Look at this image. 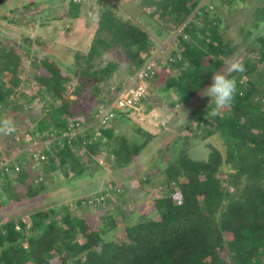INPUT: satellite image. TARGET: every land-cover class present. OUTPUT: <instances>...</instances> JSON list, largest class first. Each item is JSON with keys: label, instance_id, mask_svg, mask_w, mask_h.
Returning a JSON list of instances; mask_svg holds the SVG:
<instances>
[{"label": "trees", "instance_id": "16d2710c", "mask_svg": "<svg viewBox=\"0 0 264 264\" xmlns=\"http://www.w3.org/2000/svg\"><path fill=\"white\" fill-rule=\"evenodd\" d=\"M153 1L163 22L159 33L164 30L170 34L171 24L174 29L181 26V30L171 54L158 58L166 74L155 73L151 78L161 77V88L178 96L172 106L190 104L196 108L199 135L205 140L219 132L226 155L208 142V158L197 160L190 156L188 147L178 146L163 170L164 193L154 201L156 215H142L118 233L114 231L118 225L115 213L104 214L102 224L91 223L84 212L91 200L83 197L75 201L74 209L67 203L3 220L0 264H264V5L257 8L253 28L247 31L253 45L239 58L246 71L232 74L237 81L235 100L220 118L209 114L214 105L202 93L210 86L213 73H226V61L238 45L224 37L222 18L213 5L216 0ZM221 1V5H230L244 0ZM80 9V2L69 1L72 17L79 15ZM25 41L33 44L30 38ZM114 47L121 49L133 75L157 44L145 27L121 18L106 6L98 12L89 50L74 54L73 67L83 78L108 80L115 63L93 72L89 65ZM24 59L30 60L31 70H25ZM73 67L67 73L50 55L42 56L23 45L4 46L0 41V111L10 109L1 116H10L17 123L22 121L18 113L30 115L34 125L30 142L58 137L51 146L42 147L44 159L36 160L27 152L18 161H5L0 166V207L45 193L44 175L82 178L104 148L113 154L115 166L127 168L153 137L123 110L107 125L97 123L96 110L83 112L86 118L80 126H86L85 130L67 136L70 119L78 114L70 99L69 86L76 75ZM26 82H37L38 91L25 93ZM95 92L98 95L99 89ZM38 95L47 101L48 108L41 113L27 110L25 105ZM11 96L16 100H10ZM97 100L106 104L113 96L108 101L103 97ZM127 124L147 137L130 140L118 132ZM4 156L0 152L1 161L6 160ZM34 163L41 164L40 173L32 168ZM111 190L120 197L116 187ZM107 193L104 190L93 200L109 201Z\"/></svg>", "mask_w": 264, "mask_h": 264}, {"label": "rangeland", "instance_id": "374dc122", "mask_svg": "<svg viewBox=\"0 0 264 264\" xmlns=\"http://www.w3.org/2000/svg\"><path fill=\"white\" fill-rule=\"evenodd\" d=\"M69 1L7 0L0 5V41L2 45L15 47L23 45L30 47L33 52L36 51L42 56H48L65 49L64 57L60 55L62 53L55 54H57L59 59L56 61L61 63L62 65L60 64V66L67 72L73 67L75 62L74 54L78 51L67 41L62 43L59 37L48 41L42 40V35L38 33L37 29L38 23L46 18L50 17L49 20H51L54 15L64 14ZM92 1H95V6L99 10L101 8L104 9L106 6L110 7L121 18L132 20L145 27L157 44V48L154 50V55L157 58L165 59L175 49L178 40L177 34L180 32L181 26L174 29V24H171L172 32L170 34H167L164 30L160 34L159 29L162 28L163 22L158 19L157 11H154L153 5L155 4L153 0ZM136 1L139 5L144 6L143 10L142 8L137 9L142 14H137L134 11L132 13L128 10V7L132 8V3ZM220 2L222 1L216 0L213 5L222 18L224 37L236 41L238 45L237 51L229 60L240 58L245 53L246 48L253 45L254 39L248 36L247 31L253 28V24L256 21V10L264 5V0L236 1L230 5H221ZM129 4L130 6L127 7ZM97 9L96 11L99 12ZM3 16H6V18ZM57 20H51V23ZM154 27H157V31ZM28 38L31 41L33 40L31 46L25 41ZM23 61L25 70H31L30 60L24 59ZM109 62L115 63L116 66L108 80H99L95 77L83 78L78 74L77 68L73 67L71 69L75 71L76 75L69 86L70 99L72 102L74 101V110L78 113L74 118H80V122L86 118L83 112L89 114L95 110L97 111L100 105L98 98L103 97L104 101H108L113 95V88H118L131 76L129 61L121 49L116 47L103 51L101 56L96 57L89 65V71L98 70ZM32 70L34 69L32 68ZM261 70L264 72V66L261 67ZM168 71L170 72V69ZM158 74L163 76V74H166V70L159 68ZM21 76L26 78L24 73ZM29 84L27 82L25 84L27 86L25 93L33 95L38 91V83ZM148 85L149 93L139 106L143 107L144 105L141 110L142 114H144V120L142 122L134 121L137 122V125L143 131L148 132L153 137H150L144 150L134 159L131 165L123 169L118 168L112 163L113 154H110L104 148V151L95 156L94 163L82 178L72 179L68 177L67 179L61 173L44 175L48 186L46 192L38 197L25 199L20 203L0 207V222L14 216L27 217L29 213L34 211L47 207H58L67 203L72 205L71 209H74L75 201L83 197L91 200L89 201L91 203L90 206H86L84 209L86 217L90 218L91 223L94 225L102 224V216L104 214L108 212L111 214L115 213L118 218V225L114 231L118 233L126 224L137 221L142 215L146 214L149 217L156 215L153 207L154 201L156 198L162 197L164 193V188L161 184L164 178L163 170L168 162L175 157V151L179 149L178 146L188 147L190 156L197 160L208 158V142L219 148L224 156L226 155V145L219 132L205 140L199 135L200 131L195 127V107L190 104L172 106L178 96L172 90L165 91L161 88L164 85L161 77L151 78ZM96 88L99 89L98 95L95 92ZM202 97L207 96L202 94ZM10 100L15 101L16 97L11 96ZM21 101L23 100L19 102ZM25 107L27 110L31 108L32 111L41 113L48 108V103L43 97L38 95L27 103ZM7 111H10V109H2L0 116L2 112ZM18 114L22 121L16 123L17 131L11 136H0V152H3L6 158V160H0L1 165L5 161H18L23 153L26 154L43 147V141L30 142L29 132L34 126L29 117L30 115L27 113ZM130 120L134 122L132 119ZM85 128L86 126L80 127L78 132L84 131ZM117 130L130 140L147 137L143 136L142 133L136 132L133 125L127 124ZM77 153L82 155L83 151H78ZM32 168L40 173L41 164L34 163ZM111 187L118 189L121 198L115 195ZM104 190L109 194L106 195V197H109V201L106 200L103 203L94 201L93 196H96V194L102 195ZM120 200L123 202L121 203ZM110 235L111 233L108 234V236Z\"/></svg>", "mask_w": 264, "mask_h": 264}, {"label": "built area", "instance_id": "2783aa9c", "mask_svg": "<svg viewBox=\"0 0 264 264\" xmlns=\"http://www.w3.org/2000/svg\"><path fill=\"white\" fill-rule=\"evenodd\" d=\"M159 66L160 63L158 58L154 55V51H152L151 56L136 73L131 75L126 82L118 88H113V100L106 104L99 105L97 109V123L107 125L122 110L126 111L133 120L142 122L144 120V115L140 112L139 106L143 99L147 97L149 93L148 82L155 73H158ZM80 127V118H71L69 123L70 130L66 135L75 136L79 133L78 130ZM56 139H58V137L52 136L44 140L42 146H51V143ZM35 142L37 141H34V143ZM41 150L42 148H39L31 152L36 160L45 158V156L41 154ZM4 164L5 163L2 165ZM2 165L0 164V166Z\"/></svg>", "mask_w": 264, "mask_h": 264}, {"label": "crops", "instance_id": "0c3cea01", "mask_svg": "<svg viewBox=\"0 0 264 264\" xmlns=\"http://www.w3.org/2000/svg\"><path fill=\"white\" fill-rule=\"evenodd\" d=\"M81 3V9L79 15L72 17L69 11V5L65 8L66 12L62 15H54L51 20H57L56 22L51 23L50 17L38 23V33L42 35V40L48 41L54 38H60L62 41H67L72 45L76 51L87 52L90 48L92 39L95 34V28L97 26L98 20V11H96L97 6L95 1L91 0H75ZM69 4V3H68ZM132 8L128 7V10L132 13L136 12L137 14H142L141 11L137 9H144L143 5H139L136 2L132 3ZM143 6V7H142ZM116 8V7H114ZM99 10V9H97ZM114 10V9H113ZM134 11V12H133ZM142 16V15H141ZM151 21V20H150ZM41 37V36H40ZM67 38V39H66ZM45 45V44H44ZM65 49L59 50L55 53H62L60 55L65 56ZM50 54L55 60H59L57 54ZM61 64V63H59ZM62 65V64H61ZM144 108L140 107V112ZM142 113V112H141ZM144 115V114H143Z\"/></svg>", "mask_w": 264, "mask_h": 264}, {"label": "clouds", "instance_id": "9594fccd", "mask_svg": "<svg viewBox=\"0 0 264 264\" xmlns=\"http://www.w3.org/2000/svg\"><path fill=\"white\" fill-rule=\"evenodd\" d=\"M246 71L244 62L239 59L226 61V73L216 72L212 74V82L203 91V95L210 98L214 105L210 111L213 117L224 118V112L230 109L237 94V81L232 75ZM17 131L16 123L10 116H0V136H11Z\"/></svg>", "mask_w": 264, "mask_h": 264}, {"label": "water", "instance_id": "95a60500", "mask_svg": "<svg viewBox=\"0 0 264 264\" xmlns=\"http://www.w3.org/2000/svg\"><path fill=\"white\" fill-rule=\"evenodd\" d=\"M6 0H0V5L4 4Z\"/></svg>", "mask_w": 264, "mask_h": 264}]
</instances>
